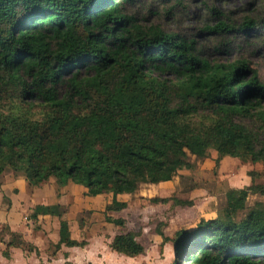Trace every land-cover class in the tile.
<instances>
[{
  "label": "trees",
  "instance_id": "obj_1",
  "mask_svg": "<svg viewBox=\"0 0 264 264\" xmlns=\"http://www.w3.org/2000/svg\"><path fill=\"white\" fill-rule=\"evenodd\" d=\"M148 1L0 0V183L10 172L31 188L82 186L84 196L105 199L108 223L126 227L109 214L128 207L118 196L186 178L190 154L211 157L214 168L229 157L264 169V80L250 60L264 55V0L239 11L209 7L204 30L226 61L210 59L194 37L148 24L140 17ZM185 2L150 0V12L170 14ZM246 42L258 43L254 54L235 57ZM248 174L251 183L230 188L217 216L172 237L158 227L162 245L173 244L172 264H264V202L248 209L250 195L264 196V170ZM150 201L194 205L175 194ZM50 209L37 205L30 215L36 223ZM8 229L4 257L34 249ZM140 235L117 233L110 247L136 257L145 252ZM62 244L86 241L72 239L62 221Z\"/></svg>",
  "mask_w": 264,
  "mask_h": 264
},
{
  "label": "rangeland",
  "instance_id": "obj_2",
  "mask_svg": "<svg viewBox=\"0 0 264 264\" xmlns=\"http://www.w3.org/2000/svg\"><path fill=\"white\" fill-rule=\"evenodd\" d=\"M248 1L186 0L185 4L177 5L170 14H167L160 6H157L159 10L154 7L153 10L155 11L150 12L149 0L148 3H145L140 17H144L148 24L159 23L168 32H179L194 37L206 56L210 59L226 61V52L222 48L215 47L218 37L204 30L206 23H212V13L209 11V7L215 5L224 10L234 9L239 11ZM236 16H241V12L240 14L238 12ZM257 46L258 43L256 42H246L240 52L235 53V57H239L241 54H254L253 51L257 49ZM250 60L252 67L258 68L260 76L264 80V55H252ZM190 158L194 162V169L183 171L186 178L178 177L167 183H142L134 194L126 196L131 202V206L125 211L128 218L126 226L132 230H141V234L143 233L142 239L145 241V245H143L146 246L147 250L146 254L143 255L145 257L137 259V261L135 259L129 261L127 260L128 257L124 255L112 259L119 261V264H140L141 260H144V264H172L175 257L173 244L167 242L162 245L159 242L160 239L158 240L156 237L158 227L165 234H168L167 236L172 237L177 230L192 227L202 217L217 216L218 212L226 206V192L230 188H242L249 185L251 183V177L248 174L250 170L259 172L264 170L261 164L244 162L238 158H228L221 162L217 168H214L211 157L202 159L190 154ZM8 173L2 179L5 182L0 183V233L4 230V236L9 233V227L5 223V215L9 209L10 196L18 195V201L20 202L25 197L22 194H27L32 189L23 180L24 177L8 180ZM189 176H193L196 180H188ZM262 180L263 176L258 178V181ZM20 190H22L21 194ZM172 194L185 200H192L194 205H173L172 202L153 204L150 201L155 196H170ZM257 201L264 202V196L250 195L248 209ZM104 202L105 199L100 197L95 209L80 214V217H85L93 229L103 230V232L108 224L106 216L102 212ZM22 220L26 221L27 219L22 217ZM105 231L110 234L116 233L117 227L110 224ZM100 245H102V241H96L94 244L95 249L98 250ZM3 248V242L0 238V264L5 259L2 254ZM50 250L51 252L54 251V246H51ZM172 254L174 256H172L171 261L170 255Z\"/></svg>",
  "mask_w": 264,
  "mask_h": 264
},
{
  "label": "crops",
  "instance_id": "obj_3",
  "mask_svg": "<svg viewBox=\"0 0 264 264\" xmlns=\"http://www.w3.org/2000/svg\"><path fill=\"white\" fill-rule=\"evenodd\" d=\"M228 158H224L222 162ZM7 178L8 180H16L17 178L22 179L23 177L16 176L14 173H8ZM23 180L27 182L25 178ZM28 187L30 186L28 185ZM29 191L27 194H22L25 197L20 202L18 201V195L10 196L8 202L9 209L5 215V223L10 228V231L21 233L23 238L32 244L34 249L28 251L19 247H13L11 249V257L9 259L5 257L2 264H119V261L112 258L124 254L113 251L110 243L118 232H125L132 229L128 226L119 227L115 225L117 232L110 234L105 230L108 225L113 223H108L103 232V230L93 229L85 217H80L81 213L95 209L96 203L101 196L86 197L83 195L85 188L73 183H69L58 190L53 180L42 187L32 188ZM21 192L22 190H20V194ZM126 196L119 195L118 198L123 200L126 199ZM41 204L50 206L51 209L46 214L38 215V220L35 223L30 214L35 206ZM130 206L131 202L128 200V207L126 209L122 211H111L110 215L128 219L125 211ZM22 217L27 220L23 221ZM62 221L68 223L72 239L86 241L84 246H67L62 244L59 249L57 248L56 244L60 240V226ZM165 235L167 236L168 234ZM156 237L158 240L160 239L159 242H162L163 239L159 234ZM142 238L143 233L137 239L144 244L145 241ZM5 239L7 241L10 239L9 233L5 236ZM96 241H102V245H100L98 250L94 246ZM51 246L55 248L52 252L50 250ZM3 247L5 248L4 242ZM146 250L145 246V252L141 255L136 257L124 256L128 257L127 260L129 261H133L134 259L137 261V259H143L145 257L143 255L146 254ZM172 256L174 254L170 255L171 261ZM140 264H144V260H141Z\"/></svg>",
  "mask_w": 264,
  "mask_h": 264
}]
</instances>
